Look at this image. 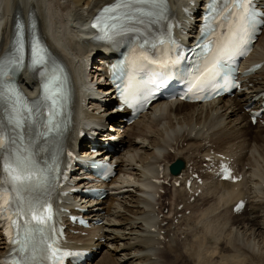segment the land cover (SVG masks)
Returning <instances> with one entry per match:
<instances>
[{
  "label": "bare ground",
  "instance_id": "bare-ground-1",
  "mask_svg": "<svg viewBox=\"0 0 264 264\" xmlns=\"http://www.w3.org/2000/svg\"><path fill=\"white\" fill-rule=\"evenodd\" d=\"M111 1L0 0V56L8 52L12 44L15 15L19 14L26 27L32 17L53 53L71 72L77 71L79 78H73L75 130L68 141L74 145L83 144L77 136L84 118L96 125L101 123L102 127L110 119L105 117L111 111L100 107L98 100L113 103V88H105L108 82L98 77L83 82L80 68L85 59L100 53L98 46L87 40L91 36L89 20L102 5ZM170 1L177 6L189 0ZM63 22H66L65 27H61ZM263 34L264 30L248 58L251 61H264ZM100 56L99 63L107 53ZM98 69L104 70V65L95 70ZM95 70L92 76L104 77V72ZM247 82L251 86L230 99L201 105L159 101L130 125L117 120L122 129L115 128V133H110L118 149L110 155L120 175L113 180L116 188L90 209V216L103 223L82 230L86 234L75 238V244L99 249L91 264H185L186 261L192 264H253L256 258L264 264V127L252 125L243 109L255 93L264 89V67ZM30 84L34 85L33 79L24 74L21 85L31 93L33 90L27 87ZM109 92L111 95L107 96ZM146 141L152 147L149 145L151 152L144 156ZM81 148H86L85 144ZM217 154L233 160L242 175L241 182L228 184L211 179L203 168V158ZM176 158L182 160L184 166L180 175L171 176L174 183L182 181L189 168L203 177V183L194 188L200 192L193 201L183 186L170 189L166 193L168 198L154 197L157 187L147 177L155 168L160 174L163 166L162 173L167 179L168 165ZM138 162L141 163L137 165ZM133 171L138 181L135 177L133 180L127 178ZM130 185L134 187L122 188ZM245 195H248V202L244 211L234 214V202ZM181 204L183 207L179 209ZM165 207L171 218L163 225L167 214L162 219L159 216ZM187 209L189 214H185ZM7 251L8 245L0 239V256ZM165 252H168V259Z\"/></svg>",
  "mask_w": 264,
  "mask_h": 264
},
{
  "label": "snow or ice",
  "instance_id": "snow-or-ice-1",
  "mask_svg": "<svg viewBox=\"0 0 264 264\" xmlns=\"http://www.w3.org/2000/svg\"><path fill=\"white\" fill-rule=\"evenodd\" d=\"M208 10L206 20L211 17V22L222 29L224 52L248 47L257 30L264 27V12L256 10L253 0H212ZM166 12L165 0H114L92 27L101 32L97 39L114 44L123 40L139 48L151 44L155 49L156 37L148 29L166 20ZM16 29L13 44L0 56V209L12 211L8 219L16 226V239L11 241L15 254L2 264H56L63 256L79 255L59 248L50 203L57 165L55 156L49 157L48 153L53 145L58 147L63 133L60 116L66 100L65 78L63 69L34 32L30 63L26 64L25 25L17 22ZM214 33L215 28L206 24L201 33L205 43L197 45L202 50L198 54L202 62L190 73L180 67V53L170 63L151 62L161 63L179 78L191 75L202 86L219 73V61L209 65L206 55L212 43L209 37ZM25 68L42 80L41 94L32 101L15 83L17 74ZM168 74H162V83Z\"/></svg>",
  "mask_w": 264,
  "mask_h": 264
},
{
  "label": "rangeland",
  "instance_id": "rangeland-1",
  "mask_svg": "<svg viewBox=\"0 0 264 264\" xmlns=\"http://www.w3.org/2000/svg\"><path fill=\"white\" fill-rule=\"evenodd\" d=\"M73 16V15H72ZM66 22H63V24L61 25V27H65L66 25ZM264 35V34H263ZM105 87V86H104ZM104 87H102V88H104ZM106 88V87H105ZM146 143V145L148 144V142L146 141L145 142ZM149 145L152 147V145L151 144H148V146L146 147V150H145V147H144V150H145V152H144V156L146 155V153L148 154V153H150L151 152V147H149ZM148 149V150H147ZM173 160V159H172ZM171 160V161H172ZM141 162H138L137 163V165H139ZM136 174H138V171L136 172ZM133 177H135L134 179H135V181H138L139 179L137 178V175H135V171H133V173H132V175H131V177H127V178H129L130 180H133ZM132 182V181H131ZM131 182H129V183H131ZM128 182H127V184H129ZM126 183H124V186H126L127 185ZM137 186V185H136ZM134 187V186H133ZM133 187H131V185H130V187H123V189L125 190V189H132ZM166 204L168 203L167 201L165 202ZM189 212V210H187L186 211V213H188ZM163 213H167V209L166 210H163ZM189 214V213H188ZM166 222V221H165ZM163 224H165V223H163ZM128 231V230H127ZM165 253H167V254H165V257L168 259L169 258V255H168V252H165ZM259 258H256V259H254L253 261H254V263L253 264H259V262H260V264H261V262H263L262 260H258ZM256 262V263H255ZM185 264H192L190 261H186V263Z\"/></svg>",
  "mask_w": 264,
  "mask_h": 264
},
{
  "label": "water",
  "instance_id": "water-1",
  "mask_svg": "<svg viewBox=\"0 0 264 264\" xmlns=\"http://www.w3.org/2000/svg\"><path fill=\"white\" fill-rule=\"evenodd\" d=\"M180 165H181V164L178 163V164H176L177 167L173 166V167H171V168H172L173 171H176V170H178V168L180 167Z\"/></svg>",
  "mask_w": 264,
  "mask_h": 264
}]
</instances>
